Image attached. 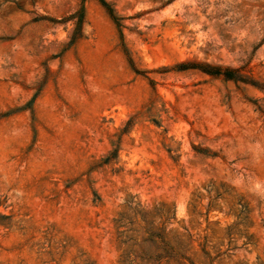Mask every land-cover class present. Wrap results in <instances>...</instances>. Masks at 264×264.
Listing matches in <instances>:
<instances>
[{
  "label": "rangeland",
  "instance_id": "rangeland-1",
  "mask_svg": "<svg viewBox=\"0 0 264 264\" xmlns=\"http://www.w3.org/2000/svg\"><path fill=\"white\" fill-rule=\"evenodd\" d=\"M107 1L0 0V264H264V0Z\"/></svg>",
  "mask_w": 264,
  "mask_h": 264
},
{
  "label": "trees",
  "instance_id": "trees-1",
  "mask_svg": "<svg viewBox=\"0 0 264 264\" xmlns=\"http://www.w3.org/2000/svg\"><path fill=\"white\" fill-rule=\"evenodd\" d=\"M102 5L106 7V9L109 11L110 15L112 16L115 21H118V17L115 15L113 7L110 5V3L107 0H100ZM75 28L73 31L72 39H71V44H74L79 38L82 37L83 35V24L85 21V14H84V9L82 8L79 12V14L74 13L71 14L68 19H75ZM179 67L181 68H199L202 71L211 74V75H222L225 78L228 79H234V80H241L244 82H250L247 80L245 76L240 74L238 72L237 68L229 67V66H222L219 64H213V63H199V62H181ZM253 83V82H251Z\"/></svg>",
  "mask_w": 264,
  "mask_h": 264
}]
</instances>
